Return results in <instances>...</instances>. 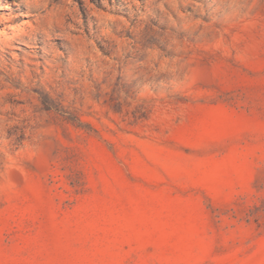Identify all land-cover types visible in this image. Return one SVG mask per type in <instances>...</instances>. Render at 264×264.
I'll list each match as a JSON object with an SVG mask.
<instances>
[{"label":"rangeland","instance_id":"obj_1","mask_svg":"<svg viewBox=\"0 0 264 264\" xmlns=\"http://www.w3.org/2000/svg\"><path fill=\"white\" fill-rule=\"evenodd\" d=\"M0 264H264V0H0Z\"/></svg>","mask_w":264,"mask_h":264},{"label":"bare ground","instance_id":"obj_2","mask_svg":"<svg viewBox=\"0 0 264 264\" xmlns=\"http://www.w3.org/2000/svg\"><path fill=\"white\" fill-rule=\"evenodd\" d=\"M5 40V39H4Z\"/></svg>","mask_w":264,"mask_h":264}]
</instances>
